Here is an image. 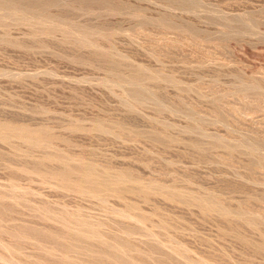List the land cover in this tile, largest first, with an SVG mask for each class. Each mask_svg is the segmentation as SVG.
<instances>
[{
    "label": "rangeland",
    "instance_id": "obj_1",
    "mask_svg": "<svg viewBox=\"0 0 264 264\" xmlns=\"http://www.w3.org/2000/svg\"><path fill=\"white\" fill-rule=\"evenodd\" d=\"M15 1L0 264H264V0Z\"/></svg>",
    "mask_w": 264,
    "mask_h": 264
},
{
    "label": "bare ground",
    "instance_id": "obj_2",
    "mask_svg": "<svg viewBox=\"0 0 264 264\" xmlns=\"http://www.w3.org/2000/svg\"><path fill=\"white\" fill-rule=\"evenodd\" d=\"M18 4V3H17ZM46 2L45 1H41V0H37V1H34V2H30V3H28L27 4V6H24L23 7V9H24V11L25 12H31L32 13V11H35L36 9L37 10H43L44 8H45V6H46ZM22 5V4H21ZM16 8H18L17 7V5H16V1L15 0H2V1H0V11H6L7 13H14V10H18V9H16ZM40 10V11H41ZM45 11V10H44ZM40 13H42V11L40 12ZM25 14H27V13H25ZM45 14V13H44ZM43 14V15H44ZM48 14V13H47ZM2 15V14H1ZM23 15V14H22ZM42 15V14H41ZM46 15V14H45ZM4 16V15H3ZM40 16V15H39ZM46 19V18H45ZM83 30V29H82ZM81 30V31H82ZM82 32H84V31H82ZM81 32V33H82ZM69 33H70V31H69ZM72 35V34H71ZM75 35V34H74ZM83 35V34H82ZM74 37V36H73ZM76 37V36H75ZM85 38V37H84ZM81 38H79L78 40H80ZM83 39V38H82ZM75 40V39H74ZM83 40H86V38L85 39H83ZM82 41V40H81ZM82 42H84V41H82ZM81 42V43H82ZM130 80V79H129ZM132 80V79H131ZM132 82V81H131ZM133 83L135 84V83H137V82H134L133 81ZM130 84V83H129ZM134 90H136V89H134ZM137 92V91H136ZM67 169V168H66ZM68 171V170H67ZM67 171H62L61 173L60 172H58V173H60L61 175H60V177H63V178H65L66 179V176L68 175V173H67ZM82 174H79V176L81 175V179H82V181H84V182H90V181H92V177H91V171H90V169L88 168V169H83L82 171ZM80 172V173H81ZM123 179V178H122ZM78 180V179H77ZM67 181V180H66ZM65 181V182H66ZM82 184V183H81ZM84 185V184H83ZM82 185V186H83ZM89 185H91V184H89ZM97 185L99 186V183H97ZM96 184H94L91 188V191H94V190H97L98 189V186H97ZM102 185V184H101ZM103 186V185H102ZM80 189V188H79ZM82 189V188H81ZM84 189V188H83ZM103 191V190H102ZM102 194V193H101ZM105 195V194H104ZM95 196V195H94ZM97 197H100L99 196V194H98V196ZM102 198V197H101ZM93 229V228H92ZM92 232V231H91ZM90 233V232H89ZM88 233V234H89ZM98 233V232H97ZM83 234V233H82ZM95 234V233H94ZM93 234V235H94ZM49 235H51V234H49ZM79 235V234H78ZM96 235V234H95ZM94 235V236H95ZM47 236H48V234H47ZM80 236V235H79ZM86 236H88V235H86ZM49 237V236H48ZM57 237V236H56ZM81 237H82V235H81ZM78 238V237H77ZM79 239V238H78ZM85 239H87V238H85ZM95 239H97V237L95 238ZM94 239V240H95ZM52 240V239H51ZM54 240V239H53ZM80 240V239H79ZM78 240V241H79ZM89 240H90V238H89ZM101 240V239H100ZM55 241H56V239H55ZM60 241V240H59ZM77 241V242H78ZM86 241H88V240H86ZM93 241V240H92ZM76 243V242H75ZM83 243V242H82ZM73 244V243H72ZM109 244V243H108ZM61 245V244H60ZM64 245V244H63ZM62 245V246H63ZM66 246V245H65ZM64 246V247H65ZM68 247H69V249L71 248L69 245H67ZM67 247V248H68ZM75 247V246H74ZM73 247V248H74ZM88 247V246H87ZM113 247V246H112ZM63 248V247H62ZM72 248V249H73ZM108 250V249H107ZM63 251V250H62ZM67 251H68V249H67ZM90 251V250H89ZM117 251V250H116ZM114 252V251H113ZM109 253V252H108ZM115 253V252H114ZM121 253V252H120ZM119 254V253H118ZM114 255V254H113ZM64 257V256H63ZM62 257V258H63ZM108 257V256H107ZM113 257V256H112ZM65 258V257H64ZM105 258H106V256H105ZM118 258V257H117ZM120 258H122L121 256H120ZM116 259V258H115ZM114 259V260H115ZM67 260V259H66ZM107 260V259H106ZM116 261V260H115ZM105 262V261H104ZM108 262V261H107ZM113 262V261H112ZM130 262V261H129ZM108 263H110V262H108ZM114 264V263H113ZM130 264V263H129ZM133 264V263H132Z\"/></svg>",
    "mask_w": 264,
    "mask_h": 264
}]
</instances>
